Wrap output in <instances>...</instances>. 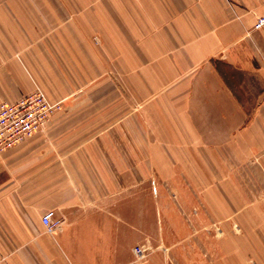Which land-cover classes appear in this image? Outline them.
<instances>
[{"label":"rangeland","instance_id":"1","mask_svg":"<svg viewBox=\"0 0 264 264\" xmlns=\"http://www.w3.org/2000/svg\"><path fill=\"white\" fill-rule=\"evenodd\" d=\"M82 2L0 0V103L39 90L55 105L58 130L96 147L130 143L116 140L114 128L118 120L128 127L131 119L138 123L135 245L146 256L129 264H264V135L257 118L264 42L251 43L243 64L218 66L254 120L252 128L243 125L225 136L202 130L199 140H183L184 154L167 155L170 168L157 161L153 166L147 150L173 144L159 138L164 126L181 115L217 112L197 97L174 98V91L154 90L127 74L130 61L115 58L114 28L99 26V1L91 0L85 20Z\"/></svg>","mask_w":264,"mask_h":264},{"label":"crops","instance_id":"2","mask_svg":"<svg viewBox=\"0 0 264 264\" xmlns=\"http://www.w3.org/2000/svg\"><path fill=\"white\" fill-rule=\"evenodd\" d=\"M98 1L99 26L114 28L115 58L130 61L127 74L154 90L174 91V98L197 97L217 112L181 115L164 126L158 137L173 144L147 150L153 166L157 161L170 168L167 155L184 154L183 140H199L202 130L225 136L243 125L252 128L254 120L218 66L243 64L251 43L264 42V24L256 28L264 0ZM91 6L83 0L84 20ZM257 118L264 135V100ZM57 119L52 116L46 130L0 153V264H129L139 231L138 123L116 121L115 139L130 143L96 147L68 138ZM47 211L61 222L53 234L42 223Z\"/></svg>","mask_w":264,"mask_h":264},{"label":"built area","instance_id":"3","mask_svg":"<svg viewBox=\"0 0 264 264\" xmlns=\"http://www.w3.org/2000/svg\"><path fill=\"white\" fill-rule=\"evenodd\" d=\"M264 18L260 19L256 28L262 27ZM55 110L47 97L36 90L14 103L0 104V153L10 150L21 144L26 138L44 130ZM46 231L53 234L59 227L60 221L55 220V213L47 211L42 217ZM136 261L146 256L142 246L133 248Z\"/></svg>","mask_w":264,"mask_h":264}]
</instances>
